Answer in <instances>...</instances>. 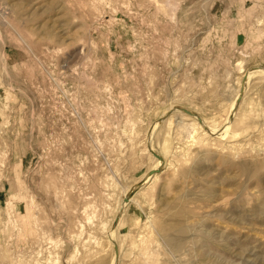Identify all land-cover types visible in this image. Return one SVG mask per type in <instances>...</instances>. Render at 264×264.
<instances>
[{
  "label": "rangeland",
  "instance_id": "rangeland-1",
  "mask_svg": "<svg viewBox=\"0 0 264 264\" xmlns=\"http://www.w3.org/2000/svg\"><path fill=\"white\" fill-rule=\"evenodd\" d=\"M262 69L264 0H0V264H264Z\"/></svg>",
  "mask_w": 264,
  "mask_h": 264
},
{
  "label": "bare ground",
  "instance_id": "bare-ground-1",
  "mask_svg": "<svg viewBox=\"0 0 264 264\" xmlns=\"http://www.w3.org/2000/svg\"><path fill=\"white\" fill-rule=\"evenodd\" d=\"M262 72L264 71V69H262L261 70ZM239 98H241L242 99V96H240V97H238L237 98V100H239ZM237 102V101H236ZM240 102H241V100H240ZM240 104V103H239ZM239 104H236L235 106H234V108H233V111H232V114H231V117H232V115H234V111L236 110V108H237V106L239 105ZM232 119L233 118H231L230 120L232 121ZM199 122H202V121H200V120H198ZM199 126H200V124H198ZM160 172V169H157L153 174H155V173H159ZM154 177H156L157 175H153ZM151 176H147V178H146V180L148 181V179L150 178ZM145 181V180H144ZM147 181H145V183L147 182ZM141 187H139L138 188V190L140 189ZM129 198V200H130V196L128 197Z\"/></svg>",
  "mask_w": 264,
  "mask_h": 264
},
{
  "label": "water",
  "instance_id": "water-1",
  "mask_svg": "<svg viewBox=\"0 0 264 264\" xmlns=\"http://www.w3.org/2000/svg\"><path fill=\"white\" fill-rule=\"evenodd\" d=\"M240 100H241V98H239V100H237L236 104H239V103H240ZM182 111L185 112V113L188 114V115H193L191 112H189V111L186 110V109H182ZM199 120H200V118H199ZM139 187H140V185L137 186V187L135 188V190H138ZM128 201H129V198L127 197V198L124 200V202H128ZM115 251H116V256H118L119 251H118V246H116V245H115Z\"/></svg>",
  "mask_w": 264,
  "mask_h": 264
}]
</instances>
